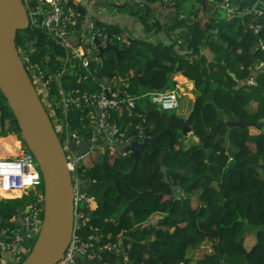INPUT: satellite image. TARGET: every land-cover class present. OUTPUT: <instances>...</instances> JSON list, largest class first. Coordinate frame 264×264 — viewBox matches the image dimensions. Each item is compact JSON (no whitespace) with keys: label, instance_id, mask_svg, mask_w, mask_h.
Returning a JSON list of instances; mask_svg holds the SVG:
<instances>
[{"label":"trees","instance_id":"obj_1","mask_svg":"<svg viewBox=\"0 0 264 264\" xmlns=\"http://www.w3.org/2000/svg\"><path fill=\"white\" fill-rule=\"evenodd\" d=\"M175 1L166 2L175 10L168 7L166 19L150 17L148 13L138 16L143 29L154 33L153 39L131 36L130 40L118 23L104 25L98 21V25L104 26L102 37L113 41L119 56L115 49H106L94 62L97 75L124 74L127 92L138 95L133 114L123 111V116L129 117H120V123L132 119L135 126L143 121L156 134L166 125L160 116L163 111L142 94L173 88L176 75L190 79L197 91L189 111L171 113V135L158 137L159 145L170 149L163 157L168 181L163 179L157 163L160 147L147 156L113 154L102 166L95 162L94 155L89 163L81 165V175L85 173L97 181L115 179L116 183L106 188L86 185L98 205L95 209L80 205L79 210L89 216L80 232L85 236L92 231L90 226H95L98 239L99 234L110 233L115 238L125 230L129 236L125 242H130L126 250L132 264H264V131L260 120L264 117V72L253 71L256 60L264 58V49L260 48L264 19L252 11L263 0H230L236 7L230 14L223 6L227 0H196L200 7L183 18L176 15L182 0ZM76 7L78 20L91 10L86 3ZM220 8L225 9L226 15L218 13ZM209 11L215 14L210 15ZM176 28L183 30L175 33ZM158 30H163L164 35L158 36ZM172 31L183 40H172ZM123 37L128 43H124ZM16 44L31 63L49 70L51 75L65 61L66 51L57 38L41 27L28 25L19 30ZM147 50L151 55H146ZM139 55L142 62H135ZM28 73L43 104L48 106V100L51 104L52 110L46 109L55 131L61 124L63 131L89 136L81 107H55L53 103L61 93L81 89L83 84H77L69 75L59 83L52 75L45 92L34 73ZM250 76L254 82L249 84ZM2 103L5 98L0 92ZM113 117L119 119L117 114ZM240 118L255 124L227 123ZM185 123L196 138L193 142L188 143L189 131L182 134ZM136 131L135 126L131 132ZM17 133V123L6 106L4 119L0 120V141L15 148ZM181 140L184 144L179 147ZM21 145L27 149L22 141ZM228 148L234 155L228 153ZM171 184L177 185L180 192L176 193ZM31 202L30 193L1 198L0 215L11 222H2L0 227H20L12 218ZM121 203L122 214L111 220ZM25 240L26 244H33L32 238ZM27 255L22 254L19 264ZM103 257L111 264H119V257L113 252H105Z\"/></svg>","mask_w":264,"mask_h":264},{"label":"built area","instance_id":"obj_2","mask_svg":"<svg viewBox=\"0 0 264 264\" xmlns=\"http://www.w3.org/2000/svg\"><path fill=\"white\" fill-rule=\"evenodd\" d=\"M113 1L119 3L123 0ZM24 2L28 3L29 7V25L51 32L66 51L61 69H57L52 75L59 83L63 80V76L69 75L75 79L77 84H83L81 89L74 88L64 94L61 93L59 99L55 98L53 101L54 106L81 107L90 130V135L87 136L90 144L78 154L71 151L69 139L71 137L78 145L82 142L83 137L79 136L76 131H63L61 124L57 127L58 131L56 130L61 138L67 158L66 165L74 183L75 206L71 239L62 257L55 264H79L76 261L77 258L86 262L98 260L101 262L100 264H108L109 261L103 259L101 250H115L125 256L126 263L124 262V264H131L121 242L117 240L99 242L97 240L94 234L97 230L95 226L91 225L92 231L85 236L81 234L80 228L86 223L89 216L81 209L79 210V207L84 203L91 209L96 204V200L84 188L81 190L82 176L78 172V167L83 163L82 159L85 156H94L99 153L97 142L104 134H108L109 143L123 144L129 140V136H127L128 122L122 120L120 123V117L124 118L123 111H126L128 115L133 114L138 95L134 96L127 92L128 81L120 74L108 77L97 75L98 69L94 62L101 55L93 44L92 38L97 35L102 45H106L109 41L102 37L104 26H93L87 18L88 14L81 20L77 19L79 11L76 4L86 3V0H24ZM261 2L262 4L254 6L252 11L264 19V0ZM223 6L229 13L235 12L236 7L230 0L225 1ZM258 28L260 25L256 27V30ZM260 48L264 49V38L260 40ZM20 55L27 71L33 72L35 79L44 83V87H42L47 90V83L53 77L49 70L31 63L25 54L20 52ZM253 71L264 72V58L256 60ZM88 82L95 83L96 88L91 89ZM253 82L254 77L250 76L247 83ZM84 83L88 85L85 86ZM143 95H148L152 103L164 110L173 109L178 105V94L175 87L165 91L147 92ZM116 114L119 117L118 120L113 117ZM136 130L135 134L142 136L139 125H136ZM18 143V147L14 148L16 153H0V199L20 197L24 193H30L32 202L23 217L25 225L23 233H20V227H0V254L10 255L15 261L20 262L26 245L25 239L31 238L34 233H37L42 222L44 193L38 163L28 149H22L20 140ZM67 151L71 153V156L67 155ZM15 219L16 217L12 218L13 221ZM100 236L101 234H99Z\"/></svg>","mask_w":264,"mask_h":264},{"label":"water","instance_id":"obj_3","mask_svg":"<svg viewBox=\"0 0 264 264\" xmlns=\"http://www.w3.org/2000/svg\"><path fill=\"white\" fill-rule=\"evenodd\" d=\"M87 5H89L92 11L99 12L98 14L107 13L110 16L116 15L127 19V15L122 11L126 5L124 3L116 4L111 0H87ZM147 10V8L144 10V14L147 13ZM129 16H133V36L138 37L139 34L148 35L147 32L138 28L139 21L135 19L133 12ZM28 25L29 14L24 0H0V92L5 98V103L0 104V119H4L7 106L17 123L21 138H18L17 134L15 137L26 145L38 163L43 180L44 193V209L40 235L45 230V237L42 242L43 259L41 264H55L62 257L71 239L74 221L75 187L66 165L67 158L62 147L61 138L51 123L46 108L43 105L37 88L33 85L16 44L19 30L25 29ZM93 43L97 45L99 55H102L106 49L113 48L117 56H119V50L114 45L110 43H107L105 46L100 45L99 37L94 36ZM28 89L33 92L42 107L40 113L41 119L38 115L36 116L31 105L27 103L26 93ZM219 114L220 110H218ZM160 116L166 123L160 132L152 134L147 129V125L143 121H140L139 127H141L142 136L133 138L128 133L129 140L117 147L118 153L121 156L123 153L129 151H131V155L133 156L140 154L147 156L149 154L146 149L147 146H150L153 151L160 147L157 163L163 172V179L168 181L167 166L164 164L163 157L170 149L160 146L158 137L160 134L171 135V113H161ZM260 120L263 122L262 130L264 131V117L260 118ZM219 122H223V120L219 119ZM227 123L229 125L238 124L244 126L254 125L255 121H246L240 118L236 121L228 120ZM187 130H190V128L185 123L182 127V133H187ZM70 140V146L76 147L74 150L75 154L85 150L90 144L87 137H84L82 142L77 146H75L71 137ZM179 143L180 145L182 144L181 141ZM227 151L230 155H234V151L230 148ZM106 155L107 153L103 160H105ZM100 165L102 166L103 163ZM115 183L114 179L103 178L93 185L106 188L108 185L114 186ZM170 186L173 190H177L178 188L175 184H171ZM29 207L30 205H25L23 209L16 213V221L21 228L20 233H23V217ZM2 222H11V220L3 218L0 215V224ZM96 262L93 260L90 264H95Z\"/></svg>","mask_w":264,"mask_h":264},{"label":"crops","instance_id":"obj_4","mask_svg":"<svg viewBox=\"0 0 264 264\" xmlns=\"http://www.w3.org/2000/svg\"><path fill=\"white\" fill-rule=\"evenodd\" d=\"M125 0H123V2H124ZM208 1H210V0H208ZM85 3V2H84ZM86 3H87V0H86ZM164 2H162V1H159V0H150V1H148V2H146V0H144V8H143V12L142 13H144V10L147 8L148 10H147V13H148V15L150 16V17H159V18H161L162 20L163 19H166L167 18V15H166V13L168 12V11H170V9L168 8V7H170L168 4H163ZM195 3V0H182L181 2H180V4H179V8H178V11H179V13L180 14H186V15H188V16H191V15H193V13L192 14H187V12H188V10H189V8H190V6L192 5V4H194ZM124 4H126L124 7V10H122L126 15H127V19L128 20H126L124 17H116V15H113V18H109V16L110 15H108L107 13H103V14H101V15H99L98 13H95L94 11V14L93 15H91L90 16V13H89V15H88V20H89V22H91V24L93 25V26H97L98 25V17L99 18H101V17H104V19L106 20L105 22H108V23H110V22H112V23H116V21H117V19H120L121 20V23L119 24V25H121V27H123L124 29H125V31H124V33H125V36L126 37H128V36H130V40H131V36H133V33H132V29H131V27H132V22H133V20L132 19H130L129 17H128V15L130 14V11H133L132 9H134L135 10V7H133V5L128 1V2H126V3H124ZM196 6V5H195ZM137 9V8H136ZM172 10H174V9H172ZM175 11V10H174ZM142 13H140V14H142ZM138 14L139 13H135L134 14V17H135V19H137L138 21H139V24H138V28L139 29H142V30H145V29H143V25H142V22H141V19H139L138 18ZM178 17V16H177ZM122 18V19H121ZM127 22H128V24L130 25L129 27H124L123 26V24H127ZM180 30V28H176V29H174V32H177V31H179ZM157 32V35L158 36H162V34H163V30H161V31H156ZM140 36H142L141 34H139ZM138 35V36H139ZM154 35V33L152 34V32L151 33H148V37L150 38V39H153V37L151 38V36H153ZM164 35V34H163ZM124 43H128V40H126L125 39V41H124ZM146 55L147 56H149V55H151V51L150 50H147V52H146ZM142 56H140L139 55V57L138 58H136L135 59V62H139L140 60H141V62H142V58H141ZM122 77H124V78H126L127 79V76L126 75H124V74H120ZM181 77L183 78V80H181V81H183V82H187V85L189 86V87H193V82L191 81V80H189V79H187L186 78V76H184V75H181ZM95 83H89V85L91 86V89H94V88H96V85H94ZM85 86H87L88 84H84ZM45 90V89H44ZM45 92H46V90H45ZM144 94V93H143ZM142 94V95H143ZM125 117V116H124ZM129 116H126V118H128ZM126 122H128L129 123V128H128V132H127V134L128 133H130V135L133 137V138H135L136 136H135V134L133 133V132H131V130H130V128H131V120L129 119V121H126ZM190 128V127H189ZM189 131V132H188ZM186 132H188V143L189 142H193L196 138H195V136L191 133V129L190 130H187ZM130 136V137H131ZM87 137V136H86ZM108 134L106 133V134H104L100 139H99V141L97 142V146H98V155L96 156V157H94V160H95V162H99V163H103L104 162V160H103V158H104V156H105V154L107 153V155H106V158H105V160L106 159H108V160H110L111 158V155H113V154H119L118 153V147L117 146H120L121 144H118V143H109L110 141H109V139H108ZM84 138V137H83ZM73 140V139H72ZM70 139H69V144H70ZM74 141V140H73ZM184 141L186 142L187 141V139L185 140L184 139ZM181 142H182V144H184L183 143V141L181 140ZM75 143V142H74ZM182 144L180 145V143H179V147H181L182 146ZM79 145V144H78ZM75 146H77L76 144H75ZM70 148H71V151L74 153V150L76 149V147L74 148V147H71L70 146ZM146 149H147V151H148V153H150V152H153V150L150 148V150H148V148L146 147ZM5 149H2L1 150V148H0V153H4L5 151H4ZM84 151V150H83ZM83 151H81V152H83ZM155 151V150H154ZM80 152V153H81ZM122 152V151H121ZM77 153V152H76ZM75 154V153H74ZM128 154H131V151H129V152H125V153H123L122 154V156H126V155H128ZM119 156H121L120 154H119ZM133 156V155H132ZM186 168V167H185ZM185 171H186V169H185ZM212 173H214L215 171H211ZM17 197H19V196H17ZM122 204H120V205H118L117 206V209H121L122 208V206H121ZM140 224V223H139ZM139 224H137V225H139ZM128 235V234H127ZM126 236V235H125ZM189 254H190V251H189ZM124 258V257H123ZM76 261L77 262H79V264H89L88 262H86V263H83V262H85L84 260H82L81 258H77L76 259ZM20 262H17V261H15L14 259H13V257L12 256H10V255H3V254H0V264H19Z\"/></svg>","mask_w":264,"mask_h":264},{"label":"rangeland","instance_id":"obj_5","mask_svg":"<svg viewBox=\"0 0 264 264\" xmlns=\"http://www.w3.org/2000/svg\"><path fill=\"white\" fill-rule=\"evenodd\" d=\"M174 1V3L176 2L175 0H173ZM167 2L168 3H171L172 1L171 0H167ZM26 3V2H25ZM26 5H27V10L29 9V7H28V3H26ZM196 5V6H195ZM172 6V5H171ZM170 6V7H171ZM198 7H200V4L195 0V3L194 4H192L191 6H190V8H189V10H188V12H187V14H192V11H194L196 8H198ZM171 9H173V6L171 7ZM133 11H130V13H132ZM89 13H90V16L91 15H93L94 14V12L92 11V10H89ZM96 13V12H95ZM215 14V11H209V14L210 15H214ZM218 13L220 14V15H226V11H225V9L224 8H220L219 10H218ZM228 13V12H227ZM133 14H135V12H133ZM147 14V13H146ZM146 14H144L143 13V15H146ZM130 15V14H129ZM128 15V17L130 18V19H133V16H129ZM176 15L177 16H179V17H181V18H183L182 16H186V14L185 15H182V14H180L177 10H176ZM140 16V15H139ZM117 17V16H116ZM109 18H113V16H109ZM186 18H188V22H189V17H186ZM122 19V18H121ZM99 20H101L102 22H105L106 20L104 19V17H101V18H99ZM105 23H108V22H105ZM111 23V22H110ZM116 23H118V24H120L121 23V20L120 19H117V21H116ZM123 26L124 27H129L130 25L129 24H123ZM120 27H121V25H120ZM124 31H125V29L123 28V27H121ZM183 29H180L179 30V32H181ZM178 32V31H177ZM177 32H175V33H177ZM175 33H173V31L172 32H169V37L172 39V40H176V39H178V41H182L183 39L181 38V37H176V35H175ZM142 36H138V37H140V39H150L149 37H148V35H146V34H141ZM182 37H183V35H182ZM125 38L123 37V40H124ZM122 40V41H123ZM175 77H177V79H178V81H180L181 83H179L177 86H175V89H176V91H177V94H178V105L175 107V108H173V109H168V110H165L166 111V113H174V112H186V111H189L190 109H191V107H192V103H193V98H195L196 97V88H195V86H194V83H193V87H189L188 85H187V82H183V81H181V80H183V78L181 77V75H176ZM179 77V78H178ZM187 78V77H186ZM188 79V78H187ZM33 82V81H32ZM37 84V83H36ZM40 84L44 87V83H42L41 81H40ZM33 85H34V83H33ZM35 86V85H34ZM38 90V89H37ZM193 97V98H192ZM46 103V102H45ZM44 103V104H45ZM43 104V105H44ZM255 105V104H254ZM45 106V108L47 107L49 110H52L51 109V104H50V102H49V100H48V106H47V104H45L44 105ZM157 107V106H156ZM251 110H253V107H252V109ZM46 111H47V109H46ZM124 119H126V117H124ZM1 120V119H0ZM131 120V129H133V128H135V126H134V122H132V119H130ZM2 121V120H1ZM127 121H129L128 119H127ZM140 123V122H139ZM139 123H137V125H139ZM127 128H129V124L127 123ZM182 131V130H181ZM183 134V133H182ZM17 137L18 138H21L20 137V135H19V132L17 133ZM17 137H15V139L17 140V141H19L18 140V138ZM10 140H11V138H10ZM18 145H19V143H18ZM18 147V146H17ZM17 147H15V148H17ZM251 147H253V146H251ZM0 148H1V150L2 149H5L4 151L5 152H7V153H10V154H13V153H15V150H14V148L13 147H11L8 143H5V142H3V141H0ZM147 148H148V150H150V146H147ZM67 155L68 156H71V153L69 152V151H67ZM89 161H91V157L90 156H85L83 159H82V162L83 163H89ZM211 171H215V169H213V168H211ZM214 174L216 175V176H219V172H214ZM122 175V174H121ZM122 205V208L119 210V209H116L113 213H112V215H111V220H115V219H117L121 214H122V212H123V208H124V204L123 203H121ZM118 205H120V204H118ZM42 217H43V214H42ZM134 218V217H133ZM135 219V218H134ZM41 220H42V218H41ZM151 222H153V219H152V221ZM42 223V222H41ZM138 223H136L135 225H137ZM40 230H41V224H40V226H39V230L37 231V233H34L33 235H32V245H31V243L30 244H26L25 245V249H24V252H23V254L24 255H26V254H29V252L34 248V246L38 243V240H39V235H40ZM250 236V235H249ZM251 237V236H250Z\"/></svg>","mask_w":264,"mask_h":264},{"label":"clouds","instance_id":"obj_6","mask_svg":"<svg viewBox=\"0 0 264 264\" xmlns=\"http://www.w3.org/2000/svg\"><path fill=\"white\" fill-rule=\"evenodd\" d=\"M111 1H113V0H111ZM126 1V0H125ZM123 2V1H121V2H119V3H116V4H123V3H126V2ZM114 2V1H113ZM129 2H132V5H133V7H135V10L134 9H132L133 10V12H135V13H139L138 14V16L139 15H142L143 16V8H144V0H129ZM146 2H148L147 0H146ZM166 2H167V0H164V3L166 4ZM174 2V1H173ZM173 2H171L170 4H173ZM115 3V2H114ZM87 4V3H86ZM137 8V9H136ZM140 9V10H139ZM122 10H124V9H122ZM98 11H100V10H98ZM178 11V10H177ZM179 12V11H178ZM99 13V12H98ZM140 13H142V14H140ZM88 15H89V12L87 13ZM99 15H101V14H99ZM184 15V14H183ZM182 17H184V16H182ZM88 18V17H87ZM126 20H128V19H126ZM133 20V19H132ZM137 20V19H136ZM98 21H99V17H98ZM112 23V22H111ZM133 23H134V21L132 22V27H133ZM103 24L104 25H106V24H108V23H105V22H103ZM127 24H128V22H127ZM97 26H101V25H97ZM96 27V26H95ZM132 27H131V29H132ZM145 31V30H144ZM146 32V31H145ZM95 36H97V35H95ZM94 37V36H93ZM98 37V36H97ZM118 40H120V38L118 39ZM108 43H110V44H112V45H114L113 44V41L111 40V39H108ZM92 42H93V38H92ZM94 44V43H93ZM95 45V44H94ZM100 45H102L101 44V41H100ZM96 46V48H97V45H95ZM102 46H105V45H102ZM115 47V46H114ZM190 80V79H189ZM179 83H181L180 81H178V79H177V83L176 84H179ZM176 84H175V86H176ZM174 86V87H175ZM173 87V88H174ZM152 102V101H151ZM158 107V106H157ZM159 108V107H158ZM159 109H161V108H159ZM162 111H163V113H166V111L164 110V109H161ZM98 155V154H97ZM83 164V163H82ZM81 164V165H82ZM101 164V163H100ZM104 164V163H103ZM81 165L78 167V172H79V168L81 167ZM80 173V172H79ZM71 175V174H70ZM82 177V181H81V183H82V187H81V190L84 188L85 189V191H87V192H89V189H87L86 188V185L87 184H91V185H93L94 183H96V182H98L94 177H92V176H86V174L84 173V174H82L81 175ZM115 180V179H114ZM43 181V180H42ZM100 181V180H99ZM86 183V184H85ZM94 186V185H93ZM175 191H177V193L178 192H180L179 191V188H177V190H175ZM89 193H91V192H89ZM12 198H14V197H12ZM95 198V197H94ZM95 200H96V198H95ZM97 205H98V203H97V201H96V204H94V207L93 208H91V209H95L96 207H97ZM128 234V232H126L125 230H122V231H120L119 233H117L116 235H115V238H112V236H111V234L110 233H108V234H106V236L105 235H103V234H101V236L97 239L99 242L100 241H115V240H117V241H119V242H121L122 243V246H123V250L125 251V253H126V255H127V257H128V253H127V250H126V247H127V245H129L130 244V242H125V239L126 238H128L129 236L127 235ZM126 235V236H125ZM106 237V238H105ZM101 252L102 253H105V252H113L115 255H117L118 257H119V264H124V262H125V256H123L121 253H119V252H116L115 250H101ZM124 257V258H123ZM26 259V258H25ZM104 260H108V259H106V258H103ZM128 260L131 262V260L129 259V257H128ZM95 261H97L95 264H100L101 262L100 261H98V260H95ZM109 261V260H108ZM21 262V261H20ZM24 262V261H23ZM23 262H22V264H23ZM83 263H86V261L85 262H83ZM89 264L91 263V261H89L88 262ZM126 263V262H125ZM108 264H111L110 262H108ZM131 264H132V262H131Z\"/></svg>","mask_w":264,"mask_h":264},{"label":"bare ground","instance_id":"obj_7","mask_svg":"<svg viewBox=\"0 0 264 264\" xmlns=\"http://www.w3.org/2000/svg\"><path fill=\"white\" fill-rule=\"evenodd\" d=\"M26 99H27V103L31 105L36 116L38 115L39 118L41 119L42 116L40 115V113L42 111V107L39 104L36 96L33 94V92L30 89L27 90ZM153 104L156 105L155 103ZM44 237H45V230L42 231V234L40 235V238H39V242L34 246V248L27 255V259L23 262L24 264H41L42 263V259H43L42 242H43Z\"/></svg>","mask_w":264,"mask_h":264},{"label":"flooded vegetation","instance_id":"obj_8","mask_svg":"<svg viewBox=\"0 0 264 264\" xmlns=\"http://www.w3.org/2000/svg\"><path fill=\"white\" fill-rule=\"evenodd\" d=\"M135 129V128H134Z\"/></svg>","mask_w":264,"mask_h":264}]
</instances>
